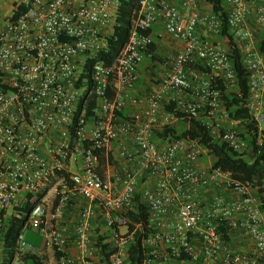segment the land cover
Masks as SVG:
<instances>
[{
  "label": "built area",
  "instance_id": "obj_1",
  "mask_svg": "<svg viewBox=\"0 0 264 264\" xmlns=\"http://www.w3.org/2000/svg\"><path fill=\"white\" fill-rule=\"evenodd\" d=\"M122 2L0 0V264L36 253L44 264H131L138 230L142 264H264L257 194L203 162L210 155L198 141L154 140L196 119L247 150L217 88L218 75L236 83L221 14L208 0H140L108 64L98 55ZM224 2L261 130L264 0ZM147 66L154 74L138 87ZM139 196L150 213L135 223Z\"/></svg>",
  "mask_w": 264,
  "mask_h": 264
},
{
  "label": "trees",
  "instance_id": "obj_2",
  "mask_svg": "<svg viewBox=\"0 0 264 264\" xmlns=\"http://www.w3.org/2000/svg\"><path fill=\"white\" fill-rule=\"evenodd\" d=\"M139 1L123 0L115 33L109 38L107 49L98 55V59L105 60V62L111 64L121 53L129 39L131 20L139 10ZM208 1L216 5L215 12L220 13L222 16L224 28L219 40L229 50L233 69L236 73L234 87H230L229 83L218 75L217 88L221 91L224 105L231 120L238 123V130L248 145L247 150L242 154L233 151L227 144L215 139L204 123L196 119L190 122L189 127L188 123L181 121L173 127L157 132L154 140L158 141L160 138L163 140L167 138H191L198 141L208 150L214 168L232 173L234 179L249 186L257 194L261 200L260 208L264 214V126L260 130V126L252 119L247 108L250 97L249 74L243 65L241 53L236 48L231 30L227 25V7L225 2L224 0ZM256 38L258 48L264 54V30L257 32ZM152 48L156 49L157 44L154 43ZM139 74L138 87H148L147 80L149 76H153V70H150L147 66L145 72L141 70ZM179 115L181 116V114ZM149 213V207L142 200V197L139 196L135 212L130 215V220L135 223L147 222ZM12 228L11 235L19 231L15 224ZM133 230L134 227H132L131 231ZM10 237L6 244L8 248L14 245V241ZM27 239L33 242L37 248H43V244L38 238L32 239L29 237ZM9 253L12 254L11 252ZM146 253L147 250L141 242V231L138 230L135 241L129 249L131 264H142L146 258ZM45 259L46 257L36 253L22 256L21 262L26 264H44ZM7 263L9 264L10 261H7Z\"/></svg>",
  "mask_w": 264,
  "mask_h": 264
},
{
  "label": "rangeland",
  "instance_id": "obj_3",
  "mask_svg": "<svg viewBox=\"0 0 264 264\" xmlns=\"http://www.w3.org/2000/svg\"><path fill=\"white\" fill-rule=\"evenodd\" d=\"M203 162H212V158L211 157H205L204 159H203ZM32 238V239H36V238H38L41 242L43 241V239L41 238V237H37L35 234H28L27 235V238ZM15 264H26V263H23V262H15Z\"/></svg>",
  "mask_w": 264,
  "mask_h": 264
},
{
  "label": "crops",
  "instance_id": "obj_4",
  "mask_svg": "<svg viewBox=\"0 0 264 264\" xmlns=\"http://www.w3.org/2000/svg\"><path fill=\"white\" fill-rule=\"evenodd\" d=\"M159 30V29H158Z\"/></svg>",
  "mask_w": 264,
  "mask_h": 264
}]
</instances>
